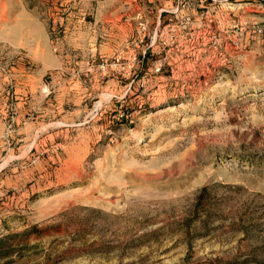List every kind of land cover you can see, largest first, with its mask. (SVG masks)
Here are the masks:
<instances>
[{"label":"rangeland","instance_id":"1","mask_svg":"<svg viewBox=\"0 0 264 264\" xmlns=\"http://www.w3.org/2000/svg\"><path fill=\"white\" fill-rule=\"evenodd\" d=\"M0 264H264V0H0Z\"/></svg>","mask_w":264,"mask_h":264}]
</instances>
